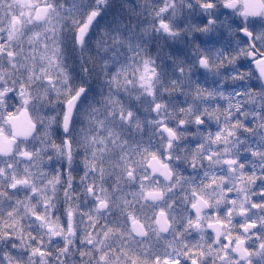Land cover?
<instances>
[{
  "label": "snow or ice",
  "instance_id": "snow-or-ice-1",
  "mask_svg": "<svg viewBox=\"0 0 264 264\" xmlns=\"http://www.w3.org/2000/svg\"><path fill=\"white\" fill-rule=\"evenodd\" d=\"M0 264H264V0H0Z\"/></svg>",
  "mask_w": 264,
  "mask_h": 264
}]
</instances>
